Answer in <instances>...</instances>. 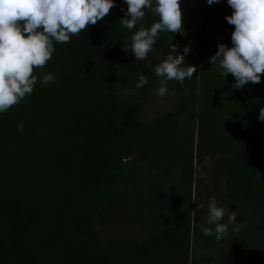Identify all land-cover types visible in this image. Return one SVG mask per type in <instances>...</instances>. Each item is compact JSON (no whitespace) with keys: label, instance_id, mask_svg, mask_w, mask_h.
Segmentation results:
<instances>
[{"label":"trees","instance_id":"trees-1","mask_svg":"<svg viewBox=\"0 0 264 264\" xmlns=\"http://www.w3.org/2000/svg\"><path fill=\"white\" fill-rule=\"evenodd\" d=\"M115 5L70 42H54L52 58L33 69V92L0 113V264L187 261L195 158L190 143L197 124L200 148L222 150L218 170L228 180V194L236 195L234 212L242 211L240 219L248 221L227 249L207 256V264H264V121L259 119L264 73L259 84L236 88L232 74L222 76L218 62H209L219 43L233 46L235 27L226 20L233 9L227 0L212 5L204 0L198 8L182 10L183 32H161L155 50L137 61L129 50L136 29L131 32L120 22L128 5L124 0ZM143 10L145 27L159 21ZM187 42L195 52L185 65L197 52L199 74L182 84L172 80L173 88L187 95L179 96L172 110L145 117V101L160 83L155 66L169 53L175 55L172 45ZM48 73L58 81L42 84L40 78ZM139 74L148 78L141 88L136 87ZM180 137L184 146L171 147ZM134 151L136 158L127 162ZM141 154L150 155V164L163 162L155 179H141ZM174 178L180 183L174 185ZM144 189L152 196L159 191L173 203L164 219L168 222L145 237L106 234L98 223L104 204L116 200L118 206L125 200L129 212L139 214Z\"/></svg>","mask_w":264,"mask_h":264},{"label":"clouds","instance_id":"clouds-1","mask_svg":"<svg viewBox=\"0 0 264 264\" xmlns=\"http://www.w3.org/2000/svg\"><path fill=\"white\" fill-rule=\"evenodd\" d=\"M128 5L125 17L120 20L123 27L133 30L129 50L138 60H146L148 53L155 50V43L161 32L181 33V0H124ZM221 0H207L209 5ZM233 13L226 16L234 25L232 47L218 44V51L209 58L213 66L221 69V75L232 74L241 88L249 82L259 84L264 73V0H227ZM115 0H0V113L18 104L26 94H31L37 82L34 68H43L55 52V43H68L71 36L87 30L106 17L115 7ZM143 9H149L159 17V21L145 27ZM139 25V27H137ZM133 32V31H131ZM55 42V43H54ZM191 51L185 46L183 53ZM146 67L151 68V63ZM155 74L160 78V86L155 94L168 95L167 82L191 79L197 71L194 65H185L184 55L169 53L163 62L155 66ZM41 83L47 85L58 81V77L48 73ZM148 83V78L138 75L137 88ZM259 119L264 121V107L259 110ZM23 131V124L17 126ZM199 208L204 205L200 204ZM224 209L216 198L208 203L207 225L200 228L205 236H212L219 242L227 235L228 224H235L233 231H240L243 221L236 222L237 212H231L228 223H222Z\"/></svg>","mask_w":264,"mask_h":264},{"label":"rangeland","instance_id":"rangeland-1","mask_svg":"<svg viewBox=\"0 0 264 264\" xmlns=\"http://www.w3.org/2000/svg\"><path fill=\"white\" fill-rule=\"evenodd\" d=\"M204 0H181V10L189 11L191 9L198 8L203 4ZM190 45L191 52H195L194 46L187 42L182 46L172 45V48H176L177 55H184V59L188 57V54L183 53V49L185 46ZM196 59H190L189 61L186 60V65H196L197 66V73L199 74V64H198V53H194ZM196 63V64H195ZM173 81L167 82L168 88V95L164 97H158L155 92L159 88L160 83L150 92L147 100L144 104V115L145 117H153L156 115H160L167 110H172L176 100L181 95H187V91H176L173 88ZM198 87H197V96L198 102L201 98V89H200V81L199 78L197 80ZM221 122V121H220ZM221 125V123H219ZM198 126L199 124L195 125V130L193 134L194 142L190 144L193 145L194 150V176H193V183H192V200H191V248H190V255L186 261V258H170V259H163L159 261H154L146 264H207V256L217 252L220 249H227L231 243L235 240L233 229L235 228V224H228V231L227 235H225L219 242L215 239V233L213 232L212 236H205L200 228V225L203 223L207 227H211L214 229V225H207V215H208V203L212 197L216 198L217 205L224 209V218L221 221L222 223H228V216L231 212H234L236 209V195L232 198L229 192V185L228 180L224 174L219 172L218 170V159L219 155H221V151L212 152L207 149V145L201 149L199 142H198ZM220 128H218L219 131ZM184 137V136H183ZM180 137L177 138V141L171 142V147L175 149H179L181 146H184L185 138ZM189 144V146H190ZM209 144V143H208ZM218 144V142H217ZM218 147V145H217ZM142 153L143 150L141 149ZM171 150V149H170ZM199 150H201V154H199ZM137 156V152H133L132 155L125 158L127 162H131V160L135 159ZM150 155H147V159L141 154V179H146V177L153 178L157 177L155 172L161 170L163 166L162 159L160 160L161 163L159 165L155 164V162L149 163ZM165 159V158H164ZM128 163V164H129ZM134 167V166H131ZM179 167V166H178ZM180 169V167L178 168ZM175 172L173 173L175 177H177L178 172L176 168H174ZM151 174H148V173ZM153 172V173H152ZM174 185L180 183V181L176 178L171 180ZM126 188V187H124ZM161 190V187L159 188ZM158 189V190H159ZM149 189H144L141 192V213L137 214V212H129V205L125 203V200L119 202L120 205L115 206L116 200H111L110 202H106L104 205L105 211L102 213L101 218L99 219L98 223L100 226L105 227L104 232L108 235H128V234H140L145 237L148 235L150 230L154 227L158 226L161 222H168L164 221L169 216L168 210L169 206L172 204L168 199L163 198L156 192L155 195H150ZM153 193V192H152ZM164 195V194H163ZM150 197L153 198L151 201ZM151 201V202H150ZM151 203V204H150ZM169 204V205H167ZM171 204V205H170ZM203 204L204 207L201 209L198 206ZM166 206L164 210L161 211L162 206ZM161 207V208H160ZM160 208V209H159ZM172 208V207H171ZM170 208V209H171ZM161 211V212H160ZM251 211V209H250ZM238 212V211H237ZM242 214V211H240ZM240 212L237 213L236 221H243V226L248 224L246 219H240ZM107 216V221L105 219V215ZM163 220V221H162ZM263 225H261L262 227ZM264 231V230H263ZM234 238V239H233ZM264 239L263 237H261Z\"/></svg>","mask_w":264,"mask_h":264}]
</instances>
